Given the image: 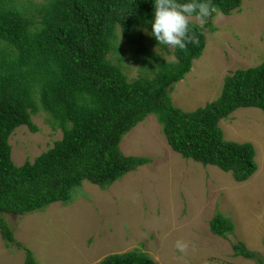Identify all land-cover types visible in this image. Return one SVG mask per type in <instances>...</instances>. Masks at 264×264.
Instances as JSON below:
<instances>
[{"label": "trees", "instance_id": "obj_1", "mask_svg": "<svg viewBox=\"0 0 264 264\" xmlns=\"http://www.w3.org/2000/svg\"><path fill=\"white\" fill-rule=\"evenodd\" d=\"M184 3L188 0H179ZM155 0H0V215L45 210L69 204L72 191L88 182L102 189L139 167L149 156H128L124 137L149 115H156L171 148L186 159L215 166L236 182L257 170L250 142L224 138L220 122L239 108L264 111V61L237 69L224 78L222 94L204 107L185 112L175 106L170 86L189 74L207 46L195 23L199 46L173 49V60L152 34ZM225 15L242 0H212ZM150 32L148 38L145 33ZM123 42V43H121ZM127 46L129 56L122 55ZM139 63L130 77L124 61ZM44 110L63 136L34 162L15 165L9 139L27 126L37 132L32 115ZM230 176V177H231ZM214 235L226 237L235 225L217 213L209 223ZM2 237L15 243L14 231L0 217ZM17 243V242H16ZM21 245V243H17ZM237 255L264 258L243 242ZM25 264H38L30 249ZM98 264H156L146 252L132 250L107 256Z\"/></svg>", "mask_w": 264, "mask_h": 264}, {"label": "rangeland", "instance_id": "obj_2", "mask_svg": "<svg viewBox=\"0 0 264 264\" xmlns=\"http://www.w3.org/2000/svg\"><path fill=\"white\" fill-rule=\"evenodd\" d=\"M242 1L239 10L212 22L203 56L174 85L171 97L183 111L214 101L222 94L227 75L264 61V0ZM145 35L150 38L151 33ZM126 47L121 51L124 57L130 55ZM172 50L157 46L156 51L170 59ZM124 62L130 77L137 76L139 63ZM31 115L38 131L21 126L9 139L17 166L34 162L63 136L44 110ZM151 116L121 143L125 155L149 156L150 164L106 189L83 182L72 191L69 204L54 203L24 216L0 215L21 243L8 245L0 229V264H25L26 249L38 264H98L109 255L132 250L146 252L156 264H258L257 259L237 255L233 245L243 242L264 258V111L239 108L220 122L225 140L255 147L259 170L254 180L242 183L217 167L199 165L173 151L162 124ZM217 210L235 225L226 237L210 230ZM177 240L189 242L187 254L176 249Z\"/></svg>", "mask_w": 264, "mask_h": 264}, {"label": "clouds", "instance_id": "obj_3", "mask_svg": "<svg viewBox=\"0 0 264 264\" xmlns=\"http://www.w3.org/2000/svg\"><path fill=\"white\" fill-rule=\"evenodd\" d=\"M154 9V19L151 21L152 34L159 45H167L171 49L178 48L180 50H186L188 44L199 46V36L197 35L196 30L190 27L193 22L201 30L200 35H204V27L209 21L216 23L223 18V13L219 11L218 7L212 3V0H188V2L184 3L179 2V0H155ZM169 58L174 59L175 57ZM174 85L172 87L170 86V95H172ZM172 102L174 104L173 98ZM154 116L156 115H153L150 118H153ZM255 162L257 165V170L243 182L255 179V174L259 170L257 161L255 160ZM198 164L201 165L199 162ZM262 185L264 186V183ZM217 213H221L225 216L221 210H217L214 216ZM175 247L179 252L187 254L190 244L184 240H177L175 242Z\"/></svg>", "mask_w": 264, "mask_h": 264}, {"label": "crops", "instance_id": "obj_4", "mask_svg": "<svg viewBox=\"0 0 264 264\" xmlns=\"http://www.w3.org/2000/svg\"><path fill=\"white\" fill-rule=\"evenodd\" d=\"M47 209V208H46ZM47 212V211H46ZM46 212H44V213H41L40 215H44V214H46Z\"/></svg>", "mask_w": 264, "mask_h": 264}]
</instances>
